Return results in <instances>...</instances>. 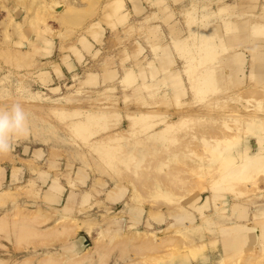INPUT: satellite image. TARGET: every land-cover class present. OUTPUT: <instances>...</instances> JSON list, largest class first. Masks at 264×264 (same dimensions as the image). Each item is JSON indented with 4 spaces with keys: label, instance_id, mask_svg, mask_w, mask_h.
Segmentation results:
<instances>
[{
    "label": "rangeland",
    "instance_id": "rangeland-1",
    "mask_svg": "<svg viewBox=\"0 0 264 264\" xmlns=\"http://www.w3.org/2000/svg\"><path fill=\"white\" fill-rule=\"evenodd\" d=\"M207 18L201 16L197 36L208 35L190 47L181 38L169 45L159 28L156 48L147 50L139 39L150 34L136 25L126 0H0V110L19 103L29 121L28 133L13 141L0 165L26 143L59 147L66 160L113 182L108 196L124 193L119 205L97 202L94 219L78 221L35 210L14 189L0 200V264H264V170L238 178L230 173L241 159L229 166L221 161L240 149L264 150L252 134L264 117V84L232 90L244 71L224 70L237 61L218 56L206 64L203 50H228L218 35V43L205 40L217 33L203 24ZM101 27L100 55L48 83L45 62L89 31L97 39ZM252 28L254 57L264 51L258 40L264 27ZM188 52L189 64L182 55ZM101 75L104 83L97 85ZM247 90L261 91L263 99L243 98ZM201 193L207 209L221 207L226 196H245V204L204 212L197 209ZM181 215L187 221L178 224ZM242 217L245 224L237 222Z\"/></svg>",
    "mask_w": 264,
    "mask_h": 264
},
{
    "label": "crops",
    "instance_id": "crops-1",
    "mask_svg": "<svg viewBox=\"0 0 264 264\" xmlns=\"http://www.w3.org/2000/svg\"><path fill=\"white\" fill-rule=\"evenodd\" d=\"M126 1L131 6L136 25L144 28L150 34L146 39H139L141 45L143 44L147 50L156 48L155 42L157 38H154L153 35L159 28L164 29L169 45H171L170 43L173 40L177 39L178 41L181 38L183 46L190 47L193 41L197 42L198 37L208 35L200 32L201 35L197 36V29H200L199 26L201 25V16L206 15L208 17L207 21H203L204 23H202L204 25L208 24L217 33L215 34L216 36L212 34V36L205 38V40L217 42L214 40L218 35V37L223 38L225 45L228 46V50L222 54L213 49L203 50V53L208 58L204 61L214 63L213 60L218 58V56L223 58L227 56L226 60L237 61L234 66H229L231 67L229 70L227 68L224 70V72L231 71L233 74H239V72L244 71V77L239 75L241 82L233 85L232 90L236 88H255L261 90L260 88L264 84V82H261L264 79V61L260 60L258 62V60L260 57L264 58V51L260 52V55L255 53L256 56L254 58L253 54H249L248 47H250L249 41L252 37H255L251 31L252 27H264V0ZM222 8L223 12L219 11ZM225 27L230 29V31L226 32ZM95 28L97 31H100L99 25L95 26ZM101 29L103 35L101 33V35L98 34L97 39L93 38L89 34V31V33L76 38L74 46H68L69 49L66 48L62 54H59L56 60L45 62V67L49 69L46 70L49 75V80L47 79L48 83L53 82L54 78H62L66 73L74 71L85 59L93 61L94 57L100 55L102 50L101 44L103 43L102 38L104 37L103 27ZM231 29L235 30L232 31ZM238 40L242 42L240 45L239 43L233 44V42L235 43ZM258 40H264V34H260ZM213 46L217 47V44L214 43ZM182 55L184 58H187L184 62H188L189 64L192 61L191 53L188 52L185 56L183 53ZM246 61L248 63L247 69L244 70L243 66ZM213 63L210 66H213ZM249 63L255 66L254 69H250ZM250 71L256 74L254 77L256 80L254 78L250 81L248 80ZM166 73H169V70ZM103 83V75H101L97 79V85H102ZM260 99H263V95L258 96V100ZM257 123L255 125H258V130L252 129V134L256 135L258 139L262 138L259 141L263 143L264 117L259 116ZM254 146L257 147L256 145ZM241 147L243 145L237 148ZM241 150L245 149H240L238 152ZM256 152H262L264 155L263 148L253 151V153ZM231 156L236 159L238 154H232ZM97 178L94 174L90 175L87 169L77 162L68 161L63 158V151L59 147H49L42 144L31 145V143H26L13 156L11 162L1 163L0 165V189L2 187H8L5 190L9 191L17 189L19 195L22 196L20 200L23 203L28 202L35 210L39 208L41 212H58V214L64 212L69 218L72 217L78 221L88 217L92 218L94 212H98L97 208L100 207L96 204L97 202L104 204L109 209L123 202L124 193L122 191L108 196L109 192L114 188L113 182H109L105 178H101V180H97ZM204 191L207 197L209 195L208 190ZM200 197L201 205L200 207L197 205V209L204 212H216L218 209L217 212H231V205L233 203L239 202L243 205L245 204V196H226L223 198L226 202L221 207L217 209L213 208V203H210V207L207 209L203 205L204 198L202 193ZM8 203H11V201H8ZM225 205L228 208L224 210ZM83 207L85 208L84 210H82ZM102 210L104 209L102 208ZM254 211L261 212L260 209H255ZM245 212H251V210L246 208ZM246 217L238 219L237 222L245 224ZM232 221L230 220L228 224ZM219 240L222 241L221 238ZM220 248V254H225L223 246Z\"/></svg>",
    "mask_w": 264,
    "mask_h": 264
},
{
    "label": "clouds",
    "instance_id": "clouds-1",
    "mask_svg": "<svg viewBox=\"0 0 264 264\" xmlns=\"http://www.w3.org/2000/svg\"><path fill=\"white\" fill-rule=\"evenodd\" d=\"M28 131V114L19 103L6 110H0V156L9 154L13 150V141L22 138ZM186 221V215L176 218L178 224Z\"/></svg>",
    "mask_w": 264,
    "mask_h": 264
},
{
    "label": "bare ground",
    "instance_id": "bare-ground-1",
    "mask_svg": "<svg viewBox=\"0 0 264 264\" xmlns=\"http://www.w3.org/2000/svg\"><path fill=\"white\" fill-rule=\"evenodd\" d=\"M227 28V27H226ZM206 64H208V66L209 65H211L212 64V62L211 61H207L206 62ZM251 72V74L253 75V78L256 76V74H254L253 73V71H250ZM250 75V74H249ZM254 90H257V89H254ZM254 90H251L250 92H252V91H254ZM239 91V90H238ZM242 91V90H241ZM248 92V93H247ZM249 92V90H247V91H243V93L242 94H240L241 96H243V98H245V95L246 94H248V95H250V94H255V98H253V99H255L256 101L258 100V96H260V95H262V93H261V91H260V93L258 92V91H254V92H252V93H250ZM264 94V93H263ZM248 95H246V96H248ZM259 102V101H258ZM169 125H171L170 123H168V126ZM252 125H253V122H252ZM220 141H223L222 139H220V140H218L217 142H218V144H220V145H222L223 143L222 142H220ZM260 142V141H259ZM222 143V144H221ZM261 143V142H260ZM248 152V150H241L240 152H238V159H241L239 162H238V164H236L232 169H233V173L231 172L230 174H232V175H234V176H236V177H238L239 178V176H240V178L242 177V178H245L250 172H251V170L252 169H254V170H258V171H263L264 170V155L262 154V152H256V153H247ZM221 161H223L226 165L225 166H229V165H232V163L234 162V157L233 156H223V158H221ZM224 176V175H223ZM228 176H230L231 177V175H227L225 178V181L229 184L230 182H228V181H231V180H229V179H231L230 177H228ZM229 178V179H228ZM238 178H236V179H238ZM233 179H234V177H233ZM228 180V181H227ZM235 180V179H234ZM234 180H232V182L234 181ZM231 182V183H232ZM227 184V185H228ZM212 185V184H211ZM230 185H233V184H230ZM225 186V185H224ZM226 187V186H225ZM214 188V187H213ZM217 188V187H216ZM9 192H11V191H9V190H1L0 191V200H2L3 199V197L6 195V194H8ZM11 197V196H10ZM6 198V197H5ZM49 229H47V231H48ZM51 230V229H50ZM53 231V230H52ZM67 231V230H66ZM36 233H38V232H36ZM45 233V235H46V232H44ZM40 234V233H39ZM38 234V235H39ZM47 234H49V232L47 233ZM37 235V234H36ZM44 237V236H43ZM255 255V254H254ZM256 256V255H255ZM249 257H250V255H249ZM246 258H248V256L246 257ZM42 260V259H41ZM248 259H245L244 260V263H246V261H247ZM48 262V261H47ZM249 261H247V263H248ZM49 263V262H48ZM38 264H40L39 262H38Z\"/></svg>",
    "mask_w": 264,
    "mask_h": 264
},
{
    "label": "water",
    "instance_id": "water-1",
    "mask_svg": "<svg viewBox=\"0 0 264 264\" xmlns=\"http://www.w3.org/2000/svg\"><path fill=\"white\" fill-rule=\"evenodd\" d=\"M52 9H54V10H57V9H59V8H57V7L53 6V8H52Z\"/></svg>",
    "mask_w": 264,
    "mask_h": 264
}]
</instances>
